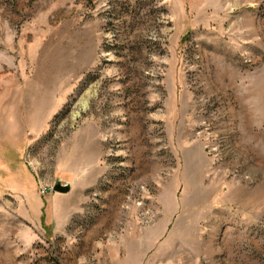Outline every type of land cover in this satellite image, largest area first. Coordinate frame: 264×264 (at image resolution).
Listing matches in <instances>:
<instances>
[{"label":"rangeland","instance_id":"374dc122","mask_svg":"<svg viewBox=\"0 0 264 264\" xmlns=\"http://www.w3.org/2000/svg\"><path fill=\"white\" fill-rule=\"evenodd\" d=\"M0 264H264V0H0Z\"/></svg>","mask_w":264,"mask_h":264},{"label":"water","instance_id":"95a60500","mask_svg":"<svg viewBox=\"0 0 264 264\" xmlns=\"http://www.w3.org/2000/svg\"><path fill=\"white\" fill-rule=\"evenodd\" d=\"M72 190L71 185L69 184H62V182H58L55 186H54V191L56 193H60V194H69Z\"/></svg>","mask_w":264,"mask_h":264},{"label":"crops","instance_id":"0c3cea01","mask_svg":"<svg viewBox=\"0 0 264 264\" xmlns=\"http://www.w3.org/2000/svg\"><path fill=\"white\" fill-rule=\"evenodd\" d=\"M9 165H10V163H9ZM11 170H15L14 168H11Z\"/></svg>","mask_w":264,"mask_h":264}]
</instances>
